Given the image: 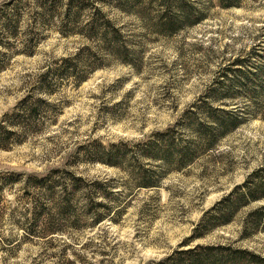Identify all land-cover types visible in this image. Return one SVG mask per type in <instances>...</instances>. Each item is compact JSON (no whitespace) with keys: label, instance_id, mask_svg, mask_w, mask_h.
I'll return each mask as SVG.
<instances>
[{"label":"rangeland","instance_id":"rangeland-1","mask_svg":"<svg viewBox=\"0 0 264 264\" xmlns=\"http://www.w3.org/2000/svg\"><path fill=\"white\" fill-rule=\"evenodd\" d=\"M206 9V18L192 27L136 42L139 55H134L135 65L105 58L104 65L78 86L67 77L60 79L53 94L36 87V80L55 59L76 50L77 38L60 37L52 30L33 55H13L0 71V120L29 93L32 100L49 98L55 106L43 130L0 148V172H22L21 179H26L27 175L66 168L88 183H111L106 188L111 194L96 198L116 211L97 225L74 231L76 243L91 236L93 243L86 249L75 244L64 258H58L52 241L63 237L69 242L67 230L54 240L33 238L19 245L15 241L7 250L0 247V264H87L88 260H80L83 256L95 264H146L180 245L202 217L208 215L209 220L218 216L217 203L222 197L264 167V102L258 96L246 95L248 82L240 80L238 72L223 75L220 71L226 65L235 67L231 63L239 57L244 60L248 78L254 77L252 88L263 79L251 75L250 68L264 64V0H242L232 7L208 0ZM123 18L128 21V17ZM134 23L133 19L126 28L139 31ZM216 77L223 81V86L214 83L218 91L235 84L230 96L218 98L210 93ZM205 103L242 111L245 118L213 150L181 169H162L159 161L139 153V143L144 144L155 131L170 125L183 129L182 136L188 137L189 129L184 125L187 110L200 112ZM42 108L50 109L44 104ZM112 144L121 155L117 165L99 160ZM140 164L157 175V186H138ZM59 181L75 192L72 203L79 208L83 201L67 173H60ZM26 189L22 180L6 182L1 188L0 237L24 235L13 219H22L24 203L30 196L25 195ZM261 204L264 197L233 207L232 212L227 210L231 215L227 223L217 224L219 216L212 219V228L190 244L231 245L264 256L263 223L255 231L248 230L252 222L248 213ZM86 219L82 218V223ZM95 246L101 252L93 250ZM72 251L80 259H73Z\"/></svg>","mask_w":264,"mask_h":264},{"label":"trees","instance_id":"trees-1","mask_svg":"<svg viewBox=\"0 0 264 264\" xmlns=\"http://www.w3.org/2000/svg\"><path fill=\"white\" fill-rule=\"evenodd\" d=\"M206 1L208 0H1L0 71L7 66L13 55H33L38 45L53 30L60 37L77 38L79 46L69 54L73 56L55 59L52 65L39 75L35 86L46 94H53L54 86L63 77H67L71 83L78 86L93 71L104 65L105 58L135 65L134 55H139L136 42L145 37L171 36L200 23L207 16ZM241 2L242 0H218L222 7L238 6ZM123 16L128 17V21ZM133 19L139 31L126 28ZM80 55L89 57L82 59ZM248 57L249 55L246 58ZM243 61V58L236 57L231 63L235 64V67L226 65L221 67L220 71L223 75H227L229 73L227 71L238 72L240 80L248 82L246 95L258 96L264 102V64L255 69L250 68L251 75L263 78L252 88L254 77L248 78L242 65ZM215 80L210 87V93L213 91L214 97L232 94L231 86L235 84L222 87L225 89L218 91L214 83L218 82L223 86V81L217 77ZM42 104L48 105L50 109L43 110ZM53 106L54 103L49 98L37 97L32 100V93L26 94L0 120V148H7L11 142H23L29 135H35L43 130L47 116L52 115L50 111ZM186 116L187 122L184 125L189 129L188 137L182 136L183 129L170 125L155 131L153 137L144 144L139 143L141 151L139 153L159 161L158 165L162 169H181L209 150H213L219 140L245 118L242 111H231L209 103H205L200 112L188 109ZM120 156L112 144L99 160L109 165H117ZM137 172L139 187L157 186V175L149 171L144 164L138 165ZM60 173H67L73 190L78 191V196L83 201L79 208L72 203L75 192L61 186ZM21 175L22 172H0V190L6 182L22 180L24 189L27 188L24 190L25 195H30L27 202L23 200L25 206L22 219H13L16 225L19 224L23 228L24 235L17 236L19 238L12 237L13 239L0 237V243L4 242L0 247L6 250L13 247L10 245L15 241L19 245L24 241H32L33 238L54 240L70 230V243L63 237H59L58 241H52V245L58 249V258H64L71 246L78 244L81 249H86L93 243L91 236L87 237L88 240L85 242L76 243L78 239L73 237L77 235L74 231L97 225L114 212L108 203L96 198L98 195L103 197L110 195L111 191L106 192V188L111 183L105 185L100 181L88 183L81 177H74L66 168L40 176L27 175L26 179H21ZM263 197L264 167H261L217 203L216 214L220 218L217 224H225L230 220L231 215L226 213L227 210L232 212L233 207L237 209ZM218 216L208 220V215H205L194 227L193 233L180 245L160 258L150 259L146 264H264V256L244 248L220 244H190L212 228L211 220L218 219ZM248 216L252 217L248 230L259 229L260 223H263L264 227V204L252 209ZM82 218L87 219L82 223ZM94 248L96 252H101L96 246ZM72 254L73 259H80L76 252L72 251ZM84 259L88 260L87 264L96 262L85 256L80 260Z\"/></svg>","mask_w":264,"mask_h":264}]
</instances>
